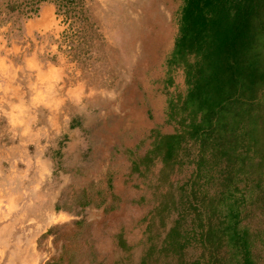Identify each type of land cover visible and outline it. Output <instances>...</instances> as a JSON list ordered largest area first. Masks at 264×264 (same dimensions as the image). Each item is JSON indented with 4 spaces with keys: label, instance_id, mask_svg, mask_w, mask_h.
<instances>
[{
    "label": "rangeland",
    "instance_id": "1",
    "mask_svg": "<svg viewBox=\"0 0 264 264\" xmlns=\"http://www.w3.org/2000/svg\"><path fill=\"white\" fill-rule=\"evenodd\" d=\"M45 4L54 8L42 15ZM183 4L0 0V53H44L41 65L49 62L55 71L50 100L70 97L72 119L57 121L54 129L50 123V137L40 139L44 153L27 152L13 174L9 162L0 165V264H143L145 258L148 264H177L180 256L162 249L176 221L182 231L194 229V214L181 216L179 188L195 177L198 147L186 144L172 168L144 158L160 136L178 131L179 121L189 123L188 112L170 113V101L180 107L189 89L183 67L168 63ZM56 103L45 107L58 112L63 104ZM253 114L261 154L250 165L264 158V87ZM44 126L29 123L24 138L38 128L41 135ZM262 161L232 181L244 201L241 226L253 235L258 264H264ZM221 167L204 188L210 195L226 179L216 172ZM257 183L259 191L249 193ZM55 187L59 201L45 216L42 201L51 206L47 194ZM187 243L184 258L196 261L200 243L193 235Z\"/></svg>",
    "mask_w": 264,
    "mask_h": 264
},
{
    "label": "trees",
    "instance_id": "2",
    "mask_svg": "<svg viewBox=\"0 0 264 264\" xmlns=\"http://www.w3.org/2000/svg\"><path fill=\"white\" fill-rule=\"evenodd\" d=\"M179 18L168 63L183 67L189 89L180 107L170 101V113L188 112L189 123L183 118L175 134L160 136L144 161L155 157L172 168L186 144L198 147L195 177L179 188L181 216L192 212L194 229L182 231L176 221L162 251L179 255L177 264H258L253 235L241 226L244 201L236 197L232 181L238 174L250 175L264 159L249 164L261 154L253 108L264 87V0H184ZM189 56L194 62H187ZM223 163L216 172L226 179L210 195L204 188ZM260 188L257 183L249 193ZM191 235L202 254L189 262L183 252Z\"/></svg>",
    "mask_w": 264,
    "mask_h": 264
},
{
    "label": "crops",
    "instance_id": "3",
    "mask_svg": "<svg viewBox=\"0 0 264 264\" xmlns=\"http://www.w3.org/2000/svg\"><path fill=\"white\" fill-rule=\"evenodd\" d=\"M52 8L54 6L51 4L43 5L40 8L41 14H48ZM44 57V53H0V165H4L3 161L9 162L12 166L9 169L11 174L17 164L24 161L23 156L27 152L44 153L45 147H42V151L40 150V139L50 137V123L52 124L51 129H54L57 121L72 120L71 114L66 110V105L71 104L70 97H67V100L65 96L60 100L55 97H53L55 100H50L49 86L55 85V71L49 62L41 65ZM41 82L47 86L44 90H41ZM64 87H66V82ZM68 89L70 92L71 89ZM45 91H47L46 95ZM55 101L57 105L63 104L58 112H55L53 106L45 107V105H55ZM40 122L45 123V126L40 129L41 135L38 128L28 136V139L24 138L25 131L29 129L27 127L29 123ZM65 133L67 134V130H64ZM32 146L35 147L34 150ZM4 170L8 173L7 168ZM56 189L57 187L53 188V191L47 194V202H50L51 206L45 207L46 200L42 201L41 210L45 216L49 209L55 207L59 201ZM116 195L119 196L120 193L117 192ZM121 198L124 197L121 196ZM15 204L17 207V202Z\"/></svg>",
    "mask_w": 264,
    "mask_h": 264
}]
</instances>
